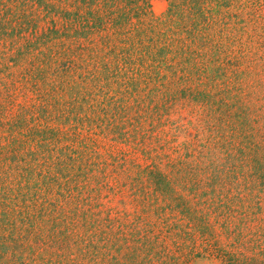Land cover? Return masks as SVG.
<instances>
[{
  "label": "trees",
  "instance_id": "obj_1",
  "mask_svg": "<svg viewBox=\"0 0 264 264\" xmlns=\"http://www.w3.org/2000/svg\"><path fill=\"white\" fill-rule=\"evenodd\" d=\"M149 1L0 0V264H78L77 260H67L52 251H61L65 243L82 251L83 259L89 258L93 264L97 254L90 252V248H100V243L109 236L110 249L125 251L122 263L114 257L110 264H190L192 258L205 253L220 258L223 264H264V226L261 234L252 236L258 238L255 240L258 252L251 255L259 259H249L246 250L236 256L216 244L208 226L201 225L202 217L196 208L187 203L182 193L180 196L176 189L184 181L193 177L196 180L197 171L178 169L170 177L158 168H141L135 163L133 148L129 146L134 143L144 146L145 141L158 133L156 125L165 124L161 119L178 101L177 93L152 91L147 97L136 98L133 93L136 94L138 84L133 82L128 85L133 91L129 94L133 96V104L129 100L108 98L91 110L95 106L91 104L94 97L107 95L102 92L103 86L115 83L118 63L133 64L130 54L135 53L139 64L147 56L153 64L152 71L163 67L182 74L184 87L176 92L192 95V99L205 108L206 115H212L219 123L221 129L209 128L214 133L209 141L214 143L212 149L225 148L226 140H230L228 144L233 143L220 130L226 134L231 130L230 136L235 138L253 131L251 125H246L248 129L242 121L231 120L243 113L241 118L249 117L257 124L259 119H264L257 114V111L264 114V104L258 110L246 106L243 112H239V108L237 114L234 110L228 112L231 90L225 86L221 89L214 83L226 79V74L220 68L206 67L203 63L208 56L205 48L209 53L214 52L207 62L216 63L218 54L228 49L226 45L240 44L239 33L240 36L250 34L248 55L264 48V21L254 16V9L247 13V25L239 15L228 12L229 5L253 7L264 5V0H166L168 15L174 19L166 30L171 35L158 33L161 40L156 41L152 49L142 46L140 40L143 37L147 43H152L147 36L153 31L145 23ZM44 21L49 28L38 34L39 24ZM97 44L100 45L98 50ZM40 46L45 51L36 52ZM93 50L99 53L95 55L99 72L96 66L87 70L86 62L90 61L89 54ZM103 55L111 56L104 64ZM8 63L12 64L11 68L25 65L18 82L20 88L35 97L36 103L27 109L19 107V114L7 120L3 116L6 112L3 104L9 103L17 90L12 83L6 84ZM262 70L264 72V68ZM252 76L256 74L249 75ZM202 77L208 82L201 83ZM192 78L199 80L195 83L197 87L211 86V90L216 91H192L185 86ZM256 85L263 86L261 82L258 85V81ZM234 90L237 92V88ZM262 100L264 102V97ZM53 112L63 124H76L74 129L82 123L101 128L107 122L100 133L114 134L111 141L127 145L129 149L116 155L109 153L110 160H105L90 139L85 138L86 144L79 141L81 148L70 145L58 148L77 139L74 136L73 140L63 138L59 129L28 128L26 120L29 113L35 116L40 113L45 118ZM89 113L94 114V118L89 117ZM253 114L258 119L250 118ZM38 118L30 117L29 121L32 123ZM229 147L235 150L234 145ZM121 179L129 182L131 195L140 208L141 220L138 218L137 222L145 219L149 226L133 228L129 234L120 231L117 235L114 231L117 220L112 218L111 211H106L108 217L103 218L105 211L100 202L108 197L105 192L109 196H123L121 187L127 182L121 186ZM180 190L189 192L185 186ZM157 201H168L172 206L165 204L163 210L158 204L155 206ZM167 209L178 210L181 223L170 224L165 216ZM148 218L155 220L152 223ZM182 223H185L183 237ZM106 227H109V235L103 232ZM175 237H179L182 244L170 243Z\"/></svg>",
  "mask_w": 264,
  "mask_h": 264
},
{
  "label": "rangeland",
  "instance_id": "obj_2",
  "mask_svg": "<svg viewBox=\"0 0 264 264\" xmlns=\"http://www.w3.org/2000/svg\"><path fill=\"white\" fill-rule=\"evenodd\" d=\"M242 6L244 8H240L239 5H229L228 12L239 15L240 19L247 25L249 20L247 13L250 9H254V16L260 17V20L264 21V5H255L253 7L252 5ZM168 10L169 5L166 0H150L148 2L145 23L149 24L151 27H147L153 31V33L147 36L149 38L147 40H151L152 43H147L146 38L142 37L140 39L142 46H149L152 49L153 44L161 40V37H157L158 33H166L167 36L171 35L166 30L171 27V22L174 19L168 15ZM231 21L235 22L236 20L231 19ZM39 25L38 34L49 28L47 21L41 22ZM256 34L260 35V32L256 30ZM249 35L244 34L240 36L239 33L238 37L240 39L238 43L240 44L233 42L230 45V42L226 45L228 49L226 51L222 50L223 52L218 54L216 58L218 61L216 63L207 62L210 60L209 55L214 52L209 53L210 50L205 48L208 50L206 52L208 56L206 60L204 59L206 62L203 63V66L214 69L220 68L221 72L226 74V79L216 80L214 83L221 89L225 86L226 89L231 90L230 94H228V98L230 99L228 100V112L230 113L234 110L237 114L236 109L238 108L239 112H243L246 106L250 110H258L257 108H260L264 104L262 100L264 97V72L262 70L264 68V48L253 50L248 55L249 51H247V46L249 43L247 40ZM166 42L168 43V41ZM82 43L85 46L88 45L86 41ZM99 48L100 45L97 44L96 49L98 50ZM39 50L45 51V48L40 46L36 52ZM104 52L105 50H103ZM96 53V50H93L89 54L91 58L90 61L88 60L86 62L88 65L87 70H91L93 66H96L95 70L97 72L101 71L98 63H95ZM3 55L5 54L3 53ZM130 55V60L133 64H125L123 61L118 63L117 76L113 79L115 83H111L107 87L103 86L102 92L107 95L94 97L91 104L95 106L91 110L96 109L99 102H104L108 98H113V101L122 99L123 101L129 100L131 102L133 96L136 98L147 97L152 91L165 92L170 90L171 93L174 92L173 94L177 93L178 101L173 104L167 113L163 114L161 119L165 124L162 125L159 122L156 125L158 127V133H154L153 135L155 136L152 139L145 141L144 146H135V143L133 146H129L133 148V159L136 160L135 163L141 168L147 166L158 168L164 174H170V177H173L175 175L174 173H176L175 171L178 169L193 168L197 171L196 180L193 177L190 181H184L176 189L180 193V196L182 193L187 203L196 208L195 211L202 217L201 225L208 226L218 246L223 247L232 254H236V256L241 252L247 251V257L249 259L252 257L259 259L257 256L251 255V253L258 252L255 248L258 244L255 240L258 238L252 236L255 233L261 234L264 226V119L262 121L259 119L256 124L249 117L241 118L243 113L239 117H233L232 120L230 119L231 121H234V119L235 122L242 121V124L245 125L244 127L250 129L248 126L251 125L254 130L249 133L247 132L246 135H242L241 138L230 136L231 130L227 134L226 131L223 133V130H220L222 134L227 135V138L232 139L233 143L228 144L227 141L230 140H226L225 148L218 149L216 147V149H212L211 145L214 143L212 141L210 144L209 141L210 137L214 136V133L209 131V128L213 130L221 128L212 115L210 117L206 115L204 112L205 108L201 103L194 101L192 95L188 93L182 95L176 92V90H182L184 87V83L180 79L182 74L178 70L173 73V71L171 72L163 67L152 71L151 65L153 64H150L147 56L142 58L143 62L139 64L137 61L139 58L138 55L135 53H131ZM85 59L87 58L85 57ZM107 59H111V56L103 55L102 63L104 64ZM10 66L12 67L11 63L5 66L6 74L4 77L6 84L9 85L12 83L17 90L13 92L11 101L3 104L4 110H6L3 116L7 120L13 119L19 114V107H26L27 109L30 105L36 103L35 97L27 90L20 88L21 83L18 82V79L21 77L20 74L24 72L25 65L23 64L16 68H11ZM251 73H255L256 76L249 77ZM12 74L13 76L10 77ZM242 74H245V76L243 77ZM173 76L176 77L174 78ZM198 81L197 78L195 80L192 78V81L186 83L185 86L191 88L192 91L206 90L212 93L216 91L214 89L211 90V86L197 87L195 83ZM257 81L258 85L261 82L263 86H257ZM133 82H137L138 84V87L135 89L137 91L136 94L134 92L133 96L129 97V94L133 91L128 85ZM207 82L202 77L201 83ZM223 82L224 85H221ZM102 85H104L103 82ZM234 88H237V92ZM95 92L96 90H94ZM131 104L133 103L131 102ZM102 107H104V104L101 105ZM257 114H261L264 117L261 111H257ZM36 116L37 118L39 117L38 120L34 119L31 123L29 121L30 117L35 118ZM36 116L30 113L26 116L28 128L59 129L63 138L69 137L73 140L74 136L77 139L75 142L67 141L58 148L64 145H70L72 148H81L79 141L86 144L88 143L87 140L89 141L90 139L93 143H96V151L103 154L105 160H110L107 155L109 153L116 155L129 149L127 145L111 141L115 136L114 134L106 135L105 132L100 133V129L102 130L108 124L107 122H104L101 128H97L96 124L82 123L81 127L74 129L73 126L76 124L72 122L63 124L64 122L62 120L56 119L54 112L45 118L41 117L40 113ZM255 116L256 114H253L250 118H254ZM89 117L94 118V114L89 113ZM254 119L258 118L256 117ZM108 128L110 127L108 126ZM74 132L76 135H74ZM229 145H234L235 150H230ZM143 151L147 154H144ZM120 181L122 182L120 184L121 186L127 182L124 179ZM183 186L187 187L189 192H181L180 188ZM129 189V182H127L124 187H121V190L124 192L123 196H109L105 192V195H108V197L102 199L100 202L102 210L105 211L102 215L103 218L106 219L108 217L106 211H111L112 218L117 220L114 223V231L117 235L120 231L129 234L133 232V228L143 229L149 226L146 225L145 219L142 222H137L136 219L139 218L141 220L139 217L140 208L134 202V198ZM152 190L151 188L150 191ZM157 204L163 210L165 204L171 205L168 201H157L155 206ZM162 214L164 215V213ZM165 216L173 226L181 223L179 221L181 215H179L178 210L167 209ZM154 220L152 219L151 222L153 223ZM184 224L182 223L180 228L182 232L181 237H183L184 233ZM187 229L191 230V228ZM108 231L109 227L103 228V232L107 235H109ZM109 237H106V240L100 243V248H90V252L97 254L93 264L95 261L97 264H110L114 257L122 263V256L125 251L117 252L116 248L110 249L111 241H109ZM176 242L179 245L180 243L182 244V241H179V237L173 238L170 243L174 244ZM187 244L185 243V245ZM200 244L201 242L197 240V245ZM61 248V251L58 249H52V251L62 254L67 260L71 261L75 259L78 264H91L89 258L83 259L82 251L78 252L77 248L69 246L68 243H65ZM250 250L252 252H249ZM190 264H223V261L220 258L205 253L192 258Z\"/></svg>",
  "mask_w": 264,
  "mask_h": 264
}]
</instances>
